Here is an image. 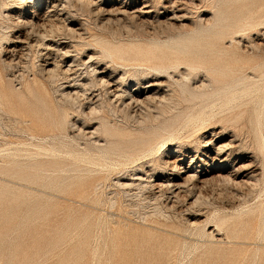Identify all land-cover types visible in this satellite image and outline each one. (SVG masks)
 Returning <instances> with one entry per match:
<instances>
[{
    "label": "rangeland",
    "instance_id": "1",
    "mask_svg": "<svg viewBox=\"0 0 264 264\" xmlns=\"http://www.w3.org/2000/svg\"><path fill=\"white\" fill-rule=\"evenodd\" d=\"M0 92V264H264V0H0ZM33 144L85 149L81 185L18 178Z\"/></svg>",
    "mask_w": 264,
    "mask_h": 264
},
{
    "label": "bare ground",
    "instance_id": "2",
    "mask_svg": "<svg viewBox=\"0 0 264 264\" xmlns=\"http://www.w3.org/2000/svg\"><path fill=\"white\" fill-rule=\"evenodd\" d=\"M148 5V4H147ZM119 7V6H118ZM115 8V7H114ZM47 9V8H46ZM171 9V8H170ZM56 10V9H55ZM137 10V9H136ZM148 10V9H147ZM175 10V9H174ZM116 11V10H115ZM121 13L122 12H124L125 11V8H123V7H120V10H119ZM139 12V11H138ZM138 14V13H137ZM249 14V13H248ZM116 15V14H115ZM134 15V14H133ZM171 16V15H170ZM38 17V16H37ZM40 18V17H39ZM58 18V17H57ZM121 18H122V16H121ZM38 19V18H37ZM49 19V18H48ZM47 19V20H48ZM51 19V18H50ZM59 19V18H58ZM39 20L40 19H38V22H39ZM42 20V19H41ZM47 20L45 21V24H46V22H47ZM57 21V20H56ZM59 21V20H58ZM37 23V22H36ZM33 24H35V23H33ZM41 25V24H40ZM38 26V25H37ZM67 26V25H66ZM53 28V27H52ZM55 28V27H54ZM7 29V28H6ZM44 30V29H43ZM45 31V30H44ZM42 33H43V31H42ZM237 34V33H236ZM38 35V34H37ZM42 35V34H41ZM41 35H39V36H41ZM43 37H45V36H43ZM2 41V40H1ZM58 46V45H57ZM3 48V47H2ZM184 52H185V50H183ZM182 51V52H183ZM63 54V53H62ZM10 61V60H9ZM51 64V63H50ZM54 64V63H53ZM56 66V65H55ZM95 68V67H94ZM92 69V72H94L95 71V69ZM47 69V68H46ZM45 70V69H44ZM47 70H49V69H47ZM213 70V69H212ZM232 70H234V69H232ZM229 71V70H228ZM239 73V72H238ZM95 74V73H94ZM186 75H187V73H185ZM97 77V76H96ZM104 77V76H103ZM103 77H99V78H95V81H99V82H101V83H103V84H108L109 83V81H107V80H104L103 79ZM184 77H186V76H184ZM39 80V79H38ZM186 81V83L185 84H182V91L183 92H185V95L187 96V97H190V99H196V98H199V97H201L202 96V94H196V93H193L192 91H190L189 90V81H190V78H188L187 77V80H185ZM107 86V85H106ZM149 86H152V84H147V86H145V87H149ZM116 89V88H115ZM226 91H228V89H225ZM111 92V91H110ZM140 91H136L135 93H133V94H130L129 95V100H132L133 102H142V104H144L143 103V101H145L146 99H147V97H145V98H140V93H139ZM244 92V91H243ZM71 93V92H70ZM107 93V92H106ZM116 93V92H115ZM142 93V92H141ZM209 94H210V92H208ZM238 93V92H237ZM61 94H63V95H65L66 96V98H70L71 97V94L69 95V93H64V91H62L61 90ZM73 95V94H72ZM208 95V94H207ZM246 95V94H245ZM2 94H1V92H0V109H2V110H4V111H7L6 109H5V105H4V103H3V98H2ZM7 96V95H6ZM117 96L120 98V97H122V94L120 95H118L117 94ZM127 96V95H126ZM147 96V95H146ZM240 96V95H239ZM73 97V96H72ZM117 97V98H118ZM157 97V96H156ZM4 98H5V96H4ZM161 98V97H160ZM73 99V98H72ZM121 102H123V100L121 99ZM130 102V101H129ZM219 103V102H218ZM128 105V104H127ZM131 105V104H130ZM210 109H212V108H210ZM2 112V111H1ZM3 113V112H2ZM5 113V112H4ZM6 114V113H5ZM203 115V114H202ZM198 117V116H197ZM197 117H196V119H197ZM192 119V118H191ZM61 120V123H65V121H66V117L65 116H63V118H61L60 119ZM194 121V120H193ZM24 122L27 124V127H28V129L30 130V129H32V127L34 126V122L32 121V120H30V119H25L24 120ZM190 122H191V120H190ZM190 124V123H189ZM105 132H106V135H108L109 137H111V138H116V137H122V138H120V141L121 142H123V141H128V142H130V147H134V149H131L130 151H129V155H131V153L132 154H135V152H137L138 150H140L142 147H144V146H142L143 144H141L140 146H136V141H135V139L132 137L133 135H132V132H131V130H128V129H125V130H117V129H115V130H109L108 131V129H106L105 130ZM92 133H94V132H92ZM85 134V133H84ZM87 134V133H86ZM10 139V138H9ZM209 141V140H208ZM51 142V141H50ZM209 144H211V143H209ZM208 144V145H209ZM34 146L33 147H35V151H33L32 153L34 154V157H31V155H30V153L29 152H27V153H23V156H24V162L25 163H21V165L19 166V167H17L16 169H14V172H16V173H19V175L20 176H18V178H20L21 180H24V181H26V182H35L36 180H39L40 178H45V179H48V183H49V186H50V188H56L57 190H65V187L67 186V185H69V184H71V183H75V184H79V185H81V182H83V180H81V181H74L73 179H75V178H80V176L79 175H67V172H69V171H72L73 170V168H77V167H79V166H82L84 163H90L91 162V160H93V158L92 157H90L89 155H87V153H86V151H85V149H83V150H80V149H77V150H73V149H71V148H66V147H64V146H62V145H60V146H54V145H51L50 147H49V150H46L44 153H42L41 152V149H43V147H40L39 146V144H33ZM115 145H118L117 143H116V141H114V142H112L111 143V148H113V146H115ZM14 146V145H13ZM16 146V145H15ZM14 146V147H15ZM25 146H26V144H25ZM29 146H31V145H29ZM213 147V146H212ZM216 148V155H218V153H220V151L222 150V147H215ZM2 149V148H1ZM10 149V148H9ZM17 149V148H16ZM19 149V148H18ZM99 149V148H98ZM205 151L202 153V155H204L205 157H207L208 158V160H211V161H214L215 160V156H213V157H210V154H208V151H212V148L210 149V148H208V146L206 145V147H205ZM25 150H27V149H25ZM100 150V149H99ZM16 152H17V150H15ZM48 151V152H47ZM126 151V150H125ZM9 152V151H8ZM8 154V153H7ZM170 153L169 152H166V154H165V156H166V158H165V160H164V164L165 165H167V168H165V171H166V169L168 170H170L171 171V173H169V174H172V180L171 179H166L165 181L167 182V184H166V189H167V191H169V193H173V190H170V188L172 187V186H176V187H180V185H183V184H181V183H179V182H177L176 181V183L173 181L174 179H177L178 177H180V173L183 171V172H185V171H190V170H192V165L193 164H195L193 161V159H190V162H193V164H191L190 162L188 163V165H187V169H183L182 170V167L179 165V164H182V163H179V164H177V162L175 163V162H173L172 163V161H169L170 159H168V156L167 155H169ZM6 155V154H5ZM93 156V155H92ZM196 156V155H195ZM198 157V156H197ZM20 158V157H19ZM95 158V157H94ZM100 158V157H99ZM193 158V157H192ZM103 160V159H102ZM108 160V159H107ZM180 160V159H179ZM179 160H176V161H179ZM98 161V160H97ZM23 162V161H22ZM170 163V164H169ZM106 165V164H105ZM94 166V165H93ZM73 167V168H72ZM98 167V166H97ZM51 170V171H54V170H56L57 172H55L54 173V175L53 174H49L48 176H43V175H41V174H37L38 173V171H40V170ZM82 169H86L85 167H83ZM102 169V168H101ZM220 169V168H219ZM8 169L7 168H5V167H3L2 169H0V193L1 192H3V191H5L6 189H5V183H6V175H8L9 176V174H8V171H7ZM21 172H23V173H25L26 174V176H24V178H23V175L21 174ZM99 172V171H98ZM72 178V179H71ZM70 179V180H69ZM119 179V178H118ZM131 180L132 179H137V178H130ZM76 180H79V179H76ZM192 181V186H191V189H189V193L191 194L192 193V190H194L195 188H196V182H200V179L198 178V176H197V174H195V173H193V174H191L189 177H187L185 180H184V184H185V182H191ZM201 181H202V179H201ZM205 181V180H204ZM128 182V181H127ZM131 182H133V180L131 181ZM172 182V183H171ZM195 182V183H194ZM47 183V184H48ZM148 183V182H147ZM171 183V187H170V184ZM208 183V182H207ZM207 183H205L204 182V184L206 185ZM117 184V183H116ZM124 184L126 185L127 183H124L123 182V186H124ZM133 185L134 183H130V185ZM136 184V183H135ZM134 184V186H139L140 188H141V184L140 183H138V184H136L135 185ZM202 184V183H201ZM129 185V184H128ZM129 185V186H130ZM156 186H154V184L153 183H150L149 185L148 184H146V185H144L143 187L144 188H148V190L149 189H152V188H158V190L160 191V193H162L163 194V192H161L162 191V186H163V184L162 183H160V184H155ZM165 185V184H164ZM203 186V185H202ZM135 187V188H136ZM142 187V188H143ZM204 187V186H203ZM138 188V187H137ZM139 188V189H140ZM143 188V189H144ZM165 188V187H164ZM166 189H165V191H166ZM96 190V189H95ZM141 190V189H140ZM139 190V191H140ZM146 190V189H145ZM157 190V191H158ZM164 190V189H163ZM142 191V190H141ZM152 191H153V189H152ZM158 191V192H159ZM155 193V192H154ZM125 194H126V192H125ZM158 194V193H157ZM189 194V195H190ZM198 194V193H197ZM136 195V194H135ZM138 195V194H137ZM175 195H177L176 193H175ZM186 195H188V194H186ZM199 195V194H198ZM154 197V196H153ZM159 197H161V196H159ZM166 197V196H165ZM179 197V196H178ZM147 198V197H146ZM162 198V197H161ZM114 199V198H113ZM112 200V199H111ZM197 200H198V197L196 196L195 197V200H194V204L197 202ZM102 202V201H101ZM110 202V201H109ZM173 203V202H172ZM113 205H114V203H113ZM189 205H192V204H189ZM111 206V205H110ZM130 206V205H129ZM131 207V206H130ZM193 207V206H192ZM172 208V207H171ZM217 221H220V219L218 218L217 219ZM113 223H114V221H112ZM217 224V223H216Z\"/></svg>",
    "mask_w": 264,
    "mask_h": 264
}]
</instances>
